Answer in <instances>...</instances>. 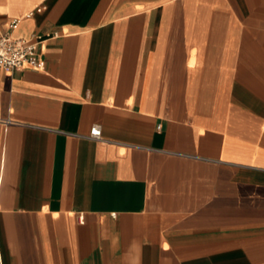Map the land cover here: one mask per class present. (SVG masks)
<instances>
[{
  "label": "crops",
  "instance_id": "crops-1",
  "mask_svg": "<svg viewBox=\"0 0 264 264\" xmlns=\"http://www.w3.org/2000/svg\"><path fill=\"white\" fill-rule=\"evenodd\" d=\"M13 18L42 66L0 68V264H264V0Z\"/></svg>",
  "mask_w": 264,
  "mask_h": 264
},
{
  "label": "built area",
  "instance_id": "built-area-1",
  "mask_svg": "<svg viewBox=\"0 0 264 264\" xmlns=\"http://www.w3.org/2000/svg\"><path fill=\"white\" fill-rule=\"evenodd\" d=\"M30 12L28 15H31ZM20 18H13L8 23L5 32L0 34V68L18 69L24 66L40 68L41 61L37 56L36 38L20 37L14 35V30ZM89 137L95 140L101 139V126L94 124Z\"/></svg>",
  "mask_w": 264,
  "mask_h": 264
}]
</instances>
